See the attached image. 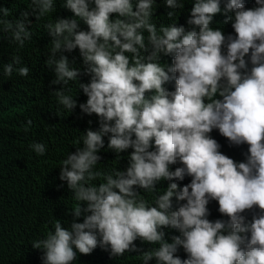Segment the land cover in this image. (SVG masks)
Here are the masks:
<instances>
[{"label":"clouds","instance_id":"obj_1","mask_svg":"<svg viewBox=\"0 0 264 264\" xmlns=\"http://www.w3.org/2000/svg\"><path fill=\"white\" fill-rule=\"evenodd\" d=\"M56 3L74 17L45 24L51 84L63 85L53 93L68 112L95 114L99 127L61 162L59 179L76 204L70 227L58 219L32 243L43 264H72L98 245L114 257L141 252L143 264H264V0H31L16 20L0 4V33L24 47L29 17L53 13ZM230 29L235 35L225 36ZM77 49L90 79H78L64 54ZM21 65L14 55L3 72L27 77ZM77 80L85 103L68 87ZM171 81L174 91L165 87ZM213 129L236 161L220 151ZM105 137L118 161L132 150L125 170L97 169ZM29 147L46 152L43 143ZM185 177L182 187L175 182ZM161 181L166 189H157ZM210 201L227 220L208 218ZM257 208L251 220L243 215ZM167 228L179 232L171 242ZM137 239L157 246L141 251Z\"/></svg>","mask_w":264,"mask_h":264},{"label":"trees","instance_id":"obj_2","mask_svg":"<svg viewBox=\"0 0 264 264\" xmlns=\"http://www.w3.org/2000/svg\"><path fill=\"white\" fill-rule=\"evenodd\" d=\"M0 4L11 9L9 19L20 18L21 13L31 5V0H0ZM55 11L36 21H32L30 31L32 39L26 41L20 48L11 42L10 33H0V264H43V251L33 249L32 243L46 238L49 232H54V223L60 220L64 227H70L73 216L70 209L76 204L66 182L59 179L61 162L76 147L82 145L81 137L87 129L97 130L98 117L93 114H83L79 107L71 113L57 103L53 92L63 85H53L54 71L47 67L45 61L51 48V37L47 33L45 24L57 18H73V13L55 4ZM235 35L230 29L226 35ZM226 52V49H225ZM70 62L75 61L74 67L81 70L79 78H88L83 74L85 65L79 55V50L64 53ZM14 55L22 58V65L30 68L27 77H21L13 72L8 77L3 72V66L11 62ZM168 56L161 55L160 62L170 66ZM77 81H70L68 87L71 94L79 103H85L87 97L82 90L76 89ZM169 91H174V81L165 85ZM33 121L31 126L27 120ZM89 121H92L89 124ZM27 128V130H25ZM211 137L221 145L220 151L236 161L233 146L220 135L217 129L210 133ZM80 143H77V142ZM46 145L44 155H37L29 147L32 143ZM129 149L121 153L120 161L117 154L107 150V137H105V150H102V160L97 165L98 170L110 172L113 169L125 170L128 165ZM180 165L170 166L172 170ZM190 177L183 181H175L181 185L189 183ZM102 182L98 181L97 183ZM169 181H161L157 189H166ZM141 193L149 201L152 194ZM154 206V205H153ZM174 208L178 207L175 199ZM210 220H227L218 211V203L210 201ZM243 213L251 220L254 212ZM77 222H83L81 217ZM166 237L171 242V236L179 235L178 230L164 229ZM99 239V237H98ZM141 251H147L157 245H151L137 239L134 242ZM177 255L186 258L182 247ZM72 264H143L141 252H125L121 256H111L110 249L104 250L99 245L89 255L77 252V259ZM148 264H156L155 259Z\"/></svg>","mask_w":264,"mask_h":264}]
</instances>
